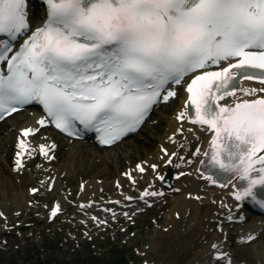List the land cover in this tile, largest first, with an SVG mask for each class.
<instances>
[{
  "label": "snow or ice",
  "instance_id": "obj_1",
  "mask_svg": "<svg viewBox=\"0 0 264 264\" xmlns=\"http://www.w3.org/2000/svg\"><path fill=\"white\" fill-rule=\"evenodd\" d=\"M29 2L0 0V119L38 101L41 127L54 122L72 136L95 129L114 144L194 75L189 118L215 133L204 153L217 170L208 179L246 181L235 199L264 208V0H41L35 28ZM241 79L259 85L230 103ZM18 146L19 169L25 140Z\"/></svg>",
  "mask_w": 264,
  "mask_h": 264
},
{
  "label": "bare ground",
  "instance_id": "obj_2",
  "mask_svg": "<svg viewBox=\"0 0 264 264\" xmlns=\"http://www.w3.org/2000/svg\"><path fill=\"white\" fill-rule=\"evenodd\" d=\"M39 23L40 19L36 25ZM181 112H185L182 99L175 105L157 110L153 121L142 130L143 133L136 134L119 151L99 150L90 142L71 143L56 131L46 129L30 138V144H44L48 148L58 143L56 160L51 162L47 158H39L35 162L28 161L29 167L30 164H36V167H26L22 173L12 168V156L18 149L17 139L20 138L19 129L35 126L38 113L35 109H29L8 118L0 137V216L5 219L4 222L0 218V236L11 230H5L6 226H16L17 222L23 224L32 210L31 202L38 198L42 200V204L36 208L39 221L44 219L47 200L55 198L48 210L59 204L62 212L68 213L63 224L70 226L71 231L77 233L82 225L87 226L91 234L98 232L101 227L92 220L93 215H101V206L113 205L115 198H125L126 194L132 192L134 188L121 173L122 170L127 172L131 169L145 186L137 190L131 213L138 209L145 210L141 202L143 197L162 202L163 206L169 205L164 224L142 247L145 264H228L224 259L216 261L212 257V253L222 251H229L232 264H264V219L254 221L251 226L236 224L234 237L229 242L223 241V237L232 230L219 204L229 200L228 191L210 187L207 179L198 174L197 165L207 135L187 125L185 117L179 119ZM162 122L167 124L166 128H163ZM200 144V151L197 152L195 148ZM162 148L169 153L176 152L175 157L168 159ZM137 161L143 166L158 164L157 173L161 175L170 164L177 175L172 177V189L166 191L151 171L146 177L140 176L138 165H134ZM28 179L34 183L33 188L38 189L35 195L30 190H23ZM72 184L76 186L72 187ZM106 190L112 191L114 198H101ZM119 190L126 192L120 196ZM145 191H165L166 195L160 198L142 196ZM234 213L235 210L229 214ZM61 233L66 235L64 230ZM250 236L257 238L247 243ZM166 237V242L169 241L164 244ZM67 239L69 245L75 241L70 236ZM78 241L83 240L80 238ZM214 244L217 247L214 248ZM6 249L11 248L7 245Z\"/></svg>",
  "mask_w": 264,
  "mask_h": 264
},
{
  "label": "rangeland",
  "instance_id": "obj_3",
  "mask_svg": "<svg viewBox=\"0 0 264 264\" xmlns=\"http://www.w3.org/2000/svg\"><path fill=\"white\" fill-rule=\"evenodd\" d=\"M120 148V147H119ZM118 149V148H117ZM27 187V186H26ZM25 187V190L27 189ZM158 214V211L154 209V212L146 216L150 227L140 223V228L134 229L129 234H123L118 237L116 234L110 236H100V238L94 242H86L81 248H77L76 244L71 249L61 248L65 238L57 232L52 231L58 227V221L53 222L50 226H46L45 223L34 225L36 231L33 233L32 240H28L25 245L22 241L14 244L12 241V250L8 252H2L1 245L6 239L1 238L0 242V264H48L50 262H62L63 264H87L85 260L90 253L97 254V260L105 263H109L110 256L115 252L114 247L119 245V249L126 254L129 259V264H143L144 261L137 257V250L141 249L144 245L142 237H149L153 234L156 224L152 220V215ZM44 228V232L40 233V229ZM139 231V232H138ZM138 232V233H137ZM17 233V232H16ZM138 236V241L142 244L139 246H130L128 238L135 234ZM133 238V237H131Z\"/></svg>",
  "mask_w": 264,
  "mask_h": 264
}]
</instances>
